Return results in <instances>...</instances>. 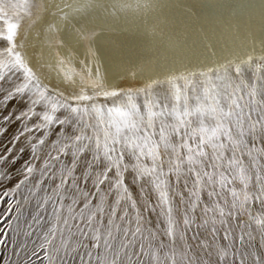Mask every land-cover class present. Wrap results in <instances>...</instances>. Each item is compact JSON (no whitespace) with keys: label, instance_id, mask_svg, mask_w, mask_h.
<instances>
[{"label":"snow or ice","instance_id":"obj_1","mask_svg":"<svg viewBox=\"0 0 264 264\" xmlns=\"http://www.w3.org/2000/svg\"><path fill=\"white\" fill-rule=\"evenodd\" d=\"M36 7L0 0V264H264V55L108 86L85 33L61 89Z\"/></svg>","mask_w":264,"mask_h":264},{"label":"rangeland","instance_id":"obj_2","mask_svg":"<svg viewBox=\"0 0 264 264\" xmlns=\"http://www.w3.org/2000/svg\"><path fill=\"white\" fill-rule=\"evenodd\" d=\"M64 8L66 15L53 34L44 28L34 33L33 51L50 72L49 83L61 89L82 84L79 77L65 80L63 72L82 70L85 33L92 36L108 86L130 77L131 71L145 83L173 72L264 55L260 11L248 8L246 0H66ZM25 20L28 25L34 21Z\"/></svg>","mask_w":264,"mask_h":264},{"label":"bare ground","instance_id":"obj_3","mask_svg":"<svg viewBox=\"0 0 264 264\" xmlns=\"http://www.w3.org/2000/svg\"><path fill=\"white\" fill-rule=\"evenodd\" d=\"M65 2L66 0H35L37 7L33 9V15L28 17L25 22L32 19L34 21L30 25L23 23L20 28L21 31L19 32V37H22L21 43L24 44L22 51L25 53L31 66L38 74L42 75L46 83L50 81L48 77L50 72L43 68L33 56V51L35 49L34 43L37 40L34 33L44 28L48 34H53L54 30L61 26L62 21L60 20L66 15L64 8ZM50 11H53V15L50 14ZM256 11H259V9L256 8ZM23 27L26 28L24 29Z\"/></svg>","mask_w":264,"mask_h":264}]
</instances>
